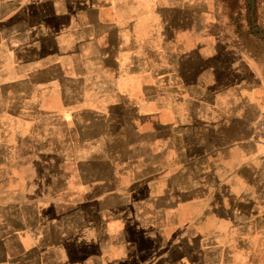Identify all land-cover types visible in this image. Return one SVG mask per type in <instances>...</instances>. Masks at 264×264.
Masks as SVG:
<instances>
[{"label": "crops", "instance_id": "obj_1", "mask_svg": "<svg viewBox=\"0 0 264 264\" xmlns=\"http://www.w3.org/2000/svg\"><path fill=\"white\" fill-rule=\"evenodd\" d=\"M226 1L0 0L19 130L0 147V264H107L90 249L123 223L109 212L163 209L171 183L233 226L232 264H264V37Z\"/></svg>", "mask_w": 264, "mask_h": 264}, {"label": "rangeland", "instance_id": "obj_2", "mask_svg": "<svg viewBox=\"0 0 264 264\" xmlns=\"http://www.w3.org/2000/svg\"><path fill=\"white\" fill-rule=\"evenodd\" d=\"M239 35L250 42L259 39V34ZM2 103L0 98V147L3 138L13 141L19 131L17 123L8 122V111ZM17 164L14 162L12 165H16L13 168L19 174ZM3 166L4 162L0 161V169ZM8 184L18 185V177ZM169 189L170 193L158 191L155 194L164 205L163 209L156 206L134 211L124 205L111 210L109 214L122 218L123 223L114 226L116 231H111L113 235L108 234L106 240L91 242L90 250L105 251L107 264H232V256L227 253L234 245L237 248L242 244L232 239L229 229L232 230L233 226L214 224L216 211L213 214L210 209L199 208L202 202L196 206L194 192L182 195L173 183ZM166 195L170 196L169 207L162 201ZM228 245L231 246L229 249Z\"/></svg>", "mask_w": 264, "mask_h": 264}, {"label": "trees", "instance_id": "obj_3", "mask_svg": "<svg viewBox=\"0 0 264 264\" xmlns=\"http://www.w3.org/2000/svg\"><path fill=\"white\" fill-rule=\"evenodd\" d=\"M226 7L229 10V17L231 23L235 26L238 33L244 34H259L260 31L257 26V5L255 0H227ZM235 13L234 15L232 13ZM245 25L247 31L243 32L242 26Z\"/></svg>", "mask_w": 264, "mask_h": 264}]
</instances>
